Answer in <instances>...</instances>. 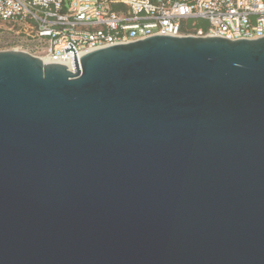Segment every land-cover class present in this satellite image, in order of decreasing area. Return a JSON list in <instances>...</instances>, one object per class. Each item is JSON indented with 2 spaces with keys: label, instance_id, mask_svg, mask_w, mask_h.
Returning a JSON list of instances; mask_svg holds the SVG:
<instances>
[{
  "label": "water",
  "instance_id": "obj_1",
  "mask_svg": "<svg viewBox=\"0 0 264 264\" xmlns=\"http://www.w3.org/2000/svg\"><path fill=\"white\" fill-rule=\"evenodd\" d=\"M69 44L0 50V264H264V36Z\"/></svg>",
  "mask_w": 264,
  "mask_h": 264
},
{
  "label": "built area",
  "instance_id": "obj_2",
  "mask_svg": "<svg viewBox=\"0 0 264 264\" xmlns=\"http://www.w3.org/2000/svg\"><path fill=\"white\" fill-rule=\"evenodd\" d=\"M197 20L207 27H197ZM0 24L21 41L20 50L74 60V51H65L69 43L80 57L154 35L260 38L264 0H0Z\"/></svg>",
  "mask_w": 264,
  "mask_h": 264
},
{
  "label": "rangeland",
  "instance_id": "obj_3",
  "mask_svg": "<svg viewBox=\"0 0 264 264\" xmlns=\"http://www.w3.org/2000/svg\"><path fill=\"white\" fill-rule=\"evenodd\" d=\"M2 24H0V50L15 49L19 45H22L21 41H18L16 36H12L9 33L1 32ZM26 48V44H24Z\"/></svg>",
  "mask_w": 264,
  "mask_h": 264
},
{
  "label": "bare ground",
  "instance_id": "obj_4",
  "mask_svg": "<svg viewBox=\"0 0 264 264\" xmlns=\"http://www.w3.org/2000/svg\"><path fill=\"white\" fill-rule=\"evenodd\" d=\"M20 50L19 48H15ZM88 52V51H87ZM86 52L80 53V56L83 55ZM44 62H60L66 64L70 69L75 68L74 60L72 57L64 58V59H50L49 57H40Z\"/></svg>",
  "mask_w": 264,
  "mask_h": 264
},
{
  "label": "trees",
  "instance_id": "obj_5",
  "mask_svg": "<svg viewBox=\"0 0 264 264\" xmlns=\"http://www.w3.org/2000/svg\"><path fill=\"white\" fill-rule=\"evenodd\" d=\"M195 25L197 27H207L208 22L205 21V20H197L196 23H195Z\"/></svg>",
  "mask_w": 264,
  "mask_h": 264
}]
</instances>
